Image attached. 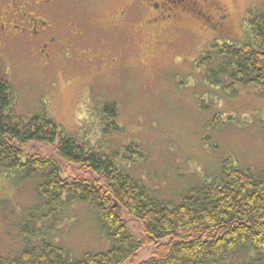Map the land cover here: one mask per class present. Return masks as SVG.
<instances>
[{"label":"rangeland","instance_id":"obj_1","mask_svg":"<svg viewBox=\"0 0 264 264\" xmlns=\"http://www.w3.org/2000/svg\"><path fill=\"white\" fill-rule=\"evenodd\" d=\"M168 6L164 11L172 16L164 23L158 17L161 25L146 1L51 0L30 7L54 25L52 44L45 48L28 34L1 31L0 73L14 86L18 113L47 112L67 135L116 153L157 198L177 204L225 160L264 170V89L227 94L197 65L215 41L253 40L245 19L251 10L264 12V0H170ZM106 103H116L112 120L119 128L103 114ZM75 170L65 166L66 174ZM36 203L31 182L0 180L1 249L20 248L15 219ZM123 216L143 233L140 221ZM60 217L57 242L66 252L80 256L111 246L88 203L79 201ZM155 248L144 247L125 264L147 260ZM240 255L238 264H259Z\"/></svg>","mask_w":264,"mask_h":264},{"label":"trees","instance_id":"obj_2","mask_svg":"<svg viewBox=\"0 0 264 264\" xmlns=\"http://www.w3.org/2000/svg\"><path fill=\"white\" fill-rule=\"evenodd\" d=\"M252 12L244 26L253 40L215 41L197 62L208 83L227 94L264 89V12ZM16 104L14 86L0 73V180L14 186L31 182L37 199L15 219L20 248H0V264H125L149 245L156 246L151 257L135 264H238L240 253L261 264L264 170L225 160L215 176L173 204L157 198L116 153L67 135L47 112L22 115ZM103 114L116 119V103H106ZM111 124L119 128L114 120ZM66 165L78 170L66 174ZM79 201L91 206L111 238L107 250L74 256L57 242L60 215ZM124 213L141 222L142 234Z\"/></svg>","mask_w":264,"mask_h":264},{"label":"flooded vegetation","instance_id":"obj_3","mask_svg":"<svg viewBox=\"0 0 264 264\" xmlns=\"http://www.w3.org/2000/svg\"><path fill=\"white\" fill-rule=\"evenodd\" d=\"M51 0H0V32L8 33L12 36H20L19 34H28L31 39H35L43 47H48L52 44L53 37L51 33L54 25L52 22L42 16H38L32 12L30 7L46 6ZM137 3L148 2L152 5V11L156 13L154 20L158 25L160 22H165L171 18L172 14H166L164 9H168L170 0H136ZM200 2V1H198ZM197 6L201 3H196ZM211 6V5H209ZM124 15V14H123ZM162 20L160 21L159 18ZM158 18V19H157ZM18 20L19 24L14 23ZM160 21V22H159ZM166 24V23H165ZM50 36H49V35ZM44 50V48H40ZM49 56V54H48Z\"/></svg>","mask_w":264,"mask_h":264}]
</instances>
